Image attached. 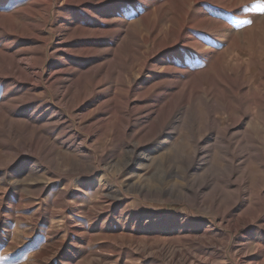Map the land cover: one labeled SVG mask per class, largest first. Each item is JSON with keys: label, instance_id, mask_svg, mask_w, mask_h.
Instances as JSON below:
<instances>
[{"label": "rangeland", "instance_id": "374dc122", "mask_svg": "<svg viewBox=\"0 0 264 264\" xmlns=\"http://www.w3.org/2000/svg\"><path fill=\"white\" fill-rule=\"evenodd\" d=\"M71 1L54 0L48 7L43 0L0 4V46L7 44L8 53L28 59L23 64L28 71L18 75L17 84L12 75L0 80V103L7 97L16 100L0 119V264H264V12L257 7L264 0H237L230 10L222 0L193 2V12L221 26L214 31L192 27L188 36L204 50L219 44L224 60L214 64L207 57L191 65L192 73L174 74L168 67L175 54L156 52L158 41L143 43L151 34L145 28L135 51L123 55L130 61L110 53L106 58L118 43L112 32L121 27L119 20L131 23L159 4L164 14L155 15L157 36L169 40L175 26L168 19L176 13L170 0H110L100 9ZM143 1L153 3L150 11ZM177 54L191 55L182 48ZM105 61L121 66L101 88L81 80ZM53 70L74 74L70 95L61 98L65 89L55 94L49 80ZM201 70L210 73L196 81ZM175 75L179 81L195 80L184 94L199 92L192 93L186 122L178 114L162 126L170 109L162 108L153 124L128 131L127 110L141 108L147 97L156 104L172 101L157 95L179 91L168 90L164 82L176 80ZM199 95L211 100L214 116L234 137L232 151L240 153L234 166L214 135L196 146L204 132L209 134ZM104 111L106 128L101 129ZM153 133L155 138L145 142ZM175 153L200 155L189 179L201 178L208 168L213 172L215 179L200 199L184 196L181 178H161L168 165L174 166L161 160ZM242 177L244 202L226 217L224 210L238 196L235 182ZM160 183L165 191L159 190ZM217 194L219 206L211 207ZM160 236L175 242L176 255L152 240ZM199 237L213 244L202 245Z\"/></svg>", "mask_w": 264, "mask_h": 264}, {"label": "bare ground", "instance_id": "6f19581e", "mask_svg": "<svg viewBox=\"0 0 264 264\" xmlns=\"http://www.w3.org/2000/svg\"><path fill=\"white\" fill-rule=\"evenodd\" d=\"M6 1L7 0H0V4L4 5V4H6ZM53 1L54 0H43V5L48 7L49 6L48 4H51ZM107 1H110V0H77L76 2H74L72 0L70 3H75L77 6L88 4V5H90L91 8L93 7L94 9L95 8L100 9V5L102 3L105 5L111 4V3H108ZM137 1H139V0H119V3L133 4L135 2L137 3ZM170 1H171V4L174 6L175 10L174 9L173 10L176 13H175V16L168 19L169 23H172L175 26V28H173L172 33L169 32V33H171V35L169 36V40L166 39V37L159 39V37L157 36L160 27L158 26V19H155V15L160 16V15L164 14L163 13V5L159 4V6L156 9L157 11L154 9H153L154 11H152V10L150 11L149 9L151 7L152 2L143 1L142 2L143 5L146 6V9H148L150 12L149 13L145 12L146 14L139 15L140 16L139 19L136 21H132L131 23H126L124 21V18H121V20H119V22L122 23L119 25L121 27L118 29H115L112 32L113 33L112 35H114V37L118 39V43H116L115 47H113L107 51L108 54L106 55V58L110 54H112V55L115 54V57H117V58L119 57V59H121V60L130 61V57L125 58V56H123V55L127 54V53L130 54L133 51H135V49L137 47V42H136L137 40L136 39L142 37V33H143L142 29L145 28L151 34L150 35L146 34L143 37V40H142L143 43L150 42L151 40H152V42L158 41L159 44L157 43L158 49L156 52L159 53V52H162V51L168 49L175 54V55H173V58H172L173 62L170 63V65L168 67L171 74L172 73L174 74L177 72L190 73L191 69H192L191 65H199L201 59L203 60L207 57H212L214 59L213 60L214 64H220L221 59H222V54L219 53L218 49H217L219 47L218 46L219 44L216 45L212 49L209 47L210 49L207 48L208 49L207 50L205 48L206 50H204L203 49L204 46L200 42L194 41V40L190 39V37L188 36V29L192 28V27L193 28H199V29L205 30V31H214L216 28L221 26L219 23L215 22L211 16H209V17H211L212 19L207 18L203 14L195 13V11L193 12V8L191 5L193 2H199V1H206V2L210 1L212 4L215 5L216 3H218V0H170ZM236 2H237V0H235L233 3L229 0H225V1L222 0L223 7L227 8V9L231 8L232 5ZM183 5H184V7H183ZM180 11H182L183 14L180 13ZM176 15L182 16L183 19L181 22L178 21L179 19L177 20ZM91 16L93 18L96 17V15H94V14H91ZM160 17H162V16H160ZM220 22L223 23L222 21H220ZM199 29H197V30H199ZM2 30H3L2 34H4L5 36H9V33L6 30H4V29H2ZM216 31H219V29ZM220 32H218V33H220ZM139 40L141 41V39H139ZM237 40H238V38H237ZM237 40H234V42ZM6 47H7V44L4 45L3 47L0 46V80L12 75L14 77L13 84L15 85L18 83V75L20 73L28 71V69H26V67H25L26 65L25 66L23 65V64L27 63L28 59H27V57H20L19 52L8 53V50ZM181 48L184 51H189L191 53V55H189L186 59L179 57L177 53L180 51ZM226 51H228V50H226ZM94 58H92V59H94ZM222 60H224V59H222ZM9 61H12V63H10ZM120 66H121L120 62L119 63L117 62L115 65L110 66V62L105 61V63H102V64L90 69L88 71V73L83 78H81V80H83L84 83H93V85L95 87L101 88V86L104 82H106L112 76L117 74V72L119 73ZM9 67H11V69H10V71H7V69ZM29 67H32V66H29ZM208 71H202V72L197 73V75H195L196 81H198V80L203 81L205 79L204 77L208 73H210ZM66 73H68V74H66ZM83 73H84V71H83ZM185 75H187V74H185ZM185 75H183V76H185ZM175 78H176V80L173 79V80H168V81H164V82L166 83L168 90L171 89V87H174L175 90L179 89L178 92L169 94V93H167V91L163 90L157 95L158 98L170 97V100L172 99V101H169V102L166 101V103H163V104H156V103H153L154 102L153 99H149L147 97L143 101L144 105L141 108L131 110V111L127 110L128 116H129V122L127 124V130L128 131L132 130V128L135 125L139 126V125H144V124H153V122L155 120H157L159 118V116L161 115L162 108H165V110L170 108L169 111L167 112L168 113L167 117L164 118L165 120L161 124L162 126H165L166 124L170 123L171 120L174 119L178 114H183L184 115L183 122H186L185 119L188 118V111H189L190 106L193 104V100H194V99H192V93H194V94L198 93L199 94V92L197 90H194L193 92L188 91V93L184 94L183 88L185 86H188V83H189L190 87L193 84L195 85V83H194L195 80L192 81V79H190L189 81L183 82L181 80L179 81L180 78L177 79L178 77L176 75H175ZM49 80L52 81L51 85L55 88V94L56 95H58V93H57L58 90L65 89V92H64V94L61 95V98H64V97H66L72 93V88L74 86L73 81L75 80V77H74V74H71L69 71H66L65 75H59V74H56L55 70H53L52 73L50 74ZM190 83H192V84H190ZM147 94L148 93H146V95ZM185 95H187V96H185ZM227 95H228V93H227ZM198 98L204 104V106L206 108L207 118L205 121V128H206V131L209 132V134H206L204 132V135H202L200 138H198L196 140V142H195L196 146L198 147L200 144L205 143L207 138H208L207 137L208 135H210V136L214 135L215 139H217L216 144L224 143V145L222 147L227 151V153H229V155H231V156H229L230 157V163H231V165L234 166L235 165L234 161L239 158V154H240L236 150L232 151V140L234 137L228 135L227 130H224L225 124L223 122H220L218 120V118H216L214 116V114H213V112H215V109L213 107L214 105L213 104L211 105L210 102H208L211 100L204 98L202 95H199ZM5 100H6V102L0 103V119H3L6 117V115H5L6 110L8 108H12V103L16 101L10 97L9 98L7 97ZM212 100H214V99H212ZM105 114L106 113L104 111L101 114L100 120L98 122V125L101 127V129L106 128L105 123H106L107 119L105 117H102ZM193 118H195L197 120V115L195 114L193 116ZM193 122L196 123V121L194 119H193L192 123ZM74 126H75V124H74ZM147 128L148 127L146 126L145 128L141 129L140 131H137L136 134L140 135V134L144 133ZM83 131L86 133V137L90 136L89 131H87L86 129H83ZM155 136H156V133L151 134L146 139L145 142L153 140L155 138ZM69 137H71V136H69ZM83 143L87 144V142H83ZM256 150L258 152V155H260L259 149L256 148ZM199 156L200 155L198 153H192L190 155L183 154V153H175V154H167L161 160V163L164 164V166L167 163H170V161H172L174 163V166L172 165L173 167H171V165L170 166L168 165L167 169L163 170V176L161 178H163V180H166L170 176H177V177L181 178L184 181V184L181 186V188H184V190H185L184 196L185 195H191L193 197V199H195V200L200 199V197L203 195L206 188L209 185H211V183L215 179L213 177V172H211L210 168L205 170L207 173L205 175H201V178H196L195 176H193L192 179H189V177L194 173V171L197 170V166H198V163L200 160ZM95 157L99 158V160L101 159V156H99V152H96ZM227 164H229V162ZM207 166L210 167V165H207ZM205 167H203L202 169H204ZM232 176H233V173L231 175H229L227 178V183H229V185H232ZM244 180H245V178L242 177V178H240V180L235 182L236 186L238 187V196L235 199V201L232 202L230 204V206L224 210V215L226 217L228 215H230L231 212H233L235 210V208L238 204H242L244 202V196H245V191H246ZM159 186H158L160 188L159 190L165 191V187L163 186L162 183H160ZM176 192H178V191H176V189H175V190L171 191L170 193L175 194ZM213 198H214L213 200H210V206L211 207H218L219 206L218 202L220 201V194H217ZM201 202H203V201H201ZM223 219H224V217H223ZM184 225L185 224H183L182 226H184ZM205 234H207V232H205ZM192 239H195V237H192ZM152 240L153 241L154 240L159 241L162 248H169V249L171 248V250H173L172 251L173 255H176V251L174 249L175 242H173L172 240L166 239V238L161 237V236L153 238ZM198 240L200 242H203L202 245H205V246L213 244V243H206L201 238ZM157 241H155V243H158Z\"/></svg>", "mask_w": 264, "mask_h": 264}, {"label": "snow or ice", "instance_id": "6c2138e0", "mask_svg": "<svg viewBox=\"0 0 264 264\" xmlns=\"http://www.w3.org/2000/svg\"><path fill=\"white\" fill-rule=\"evenodd\" d=\"M257 7L260 9V11L264 12V5H257ZM244 9H242L243 11ZM247 23H251V21H247Z\"/></svg>", "mask_w": 264, "mask_h": 264}]
</instances>
